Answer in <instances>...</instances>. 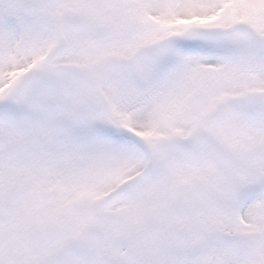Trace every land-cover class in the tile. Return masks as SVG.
<instances>
[{
    "label": "snow or ice",
    "instance_id": "obj_1",
    "mask_svg": "<svg viewBox=\"0 0 264 264\" xmlns=\"http://www.w3.org/2000/svg\"><path fill=\"white\" fill-rule=\"evenodd\" d=\"M0 264H264V0H0Z\"/></svg>",
    "mask_w": 264,
    "mask_h": 264
}]
</instances>
